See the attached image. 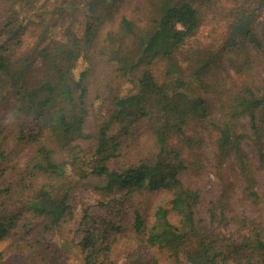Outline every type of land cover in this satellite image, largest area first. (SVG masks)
Returning a JSON list of instances; mask_svg holds the SVG:
<instances>
[{
  "label": "trees",
  "instance_id": "16d2710c",
  "mask_svg": "<svg viewBox=\"0 0 264 264\" xmlns=\"http://www.w3.org/2000/svg\"><path fill=\"white\" fill-rule=\"evenodd\" d=\"M130 1L0 0V160L26 156L14 178L0 172V264L72 219V172L115 194L77 241L56 237L81 264H264V0H138L126 16ZM211 22L222 30L195 39Z\"/></svg>",
  "mask_w": 264,
  "mask_h": 264
},
{
  "label": "rangeland",
  "instance_id": "374dc122",
  "mask_svg": "<svg viewBox=\"0 0 264 264\" xmlns=\"http://www.w3.org/2000/svg\"><path fill=\"white\" fill-rule=\"evenodd\" d=\"M138 0H131L123 7V13L126 16H131L133 13V9L137 4ZM264 16V12L262 13ZM222 30L220 24L211 22L210 24H204L200 27L198 32L195 35V39L199 40V42H207L209 41L214 34H218ZM82 65L77 64L75 70L78 72L81 69ZM122 95H125V106L128 108V111H131L136 106V100L128 91H123ZM3 105L0 104V116H3L8 119L9 115H7L8 111L3 109ZM7 116V117H6ZM12 122H9L11 125ZM92 146V142H83L82 147L85 149L87 153H89V148ZM247 149L250 154H252V150L249 144H246ZM7 158L5 160H0V172L4 174L7 179L13 177V174H16L24 167L25 164V151L22 152L12 151L11 146L6 149ZM209 152V151H207ZM204 154H206L204 152ZM207 155V154H206ZM89 156V155H87ZM127 157L118 158L113 161L110 165L112 168H117L122 166V164H126ZM184 180H187L189 184H195L193 179L187 178L186 175L183 176ZM72 186L71 194H70V203L73 209V217L71 220L64 221L60 227L55 231V234H51L48 232L47 234H41L43 240L41 243H34L37 248L35 250H30L27 248L24 251L18 250L16 246L19 243H15L11 249L12 251L8 252L5 256V260L8 264H41L43 259H47L48 264H81L79 261L75 259V254L72 252H63L59 249L58 245L56 244V237H60L64 241L69 242L77 241V229L80 226V223H84L89 220V218L93 217H109V211L112 210L111 206H101V203H106L109 199L115 196L114 193L110 195H104L98 190L93 188V179L92 177L88 176L86 178H80L77 173H71L67 179ZM203 184H199V189L201 192V196L205 201H214L218 195L219 188L221 187V183L219 179L216 177L215 171L211 164H209L206 168L205 177L203 180ZM259 184L260 187H264V175L259 176ZM151 196V195H150ZM150 196H145L138 194L136 195V201L140 202L141 205L144 207L146 206L149 210L151 208L153 198ZM148 197V205L145 204V200ZM150 197V198H149ZM131 205L119 211L118 218L116 221L122 218H132V209L130 208ZM18 205L14 208L18 210ZM19 211V210H18ZM123 221V220H122ZM38 229H33L29 234H25V238L28 240H32L33 238L37 237ZM19 239V238H16ZM28 246V244H25ZM68 245V244H67ZM115 260V264L123 263L124 259L122 256H113ZM185 264H211L207 255L201 252H196L190 255Z\"/></svg>",
  "mask_w": 264,
  "mask_h": 264
}]
</instances>
